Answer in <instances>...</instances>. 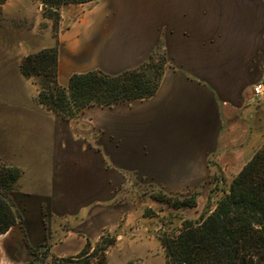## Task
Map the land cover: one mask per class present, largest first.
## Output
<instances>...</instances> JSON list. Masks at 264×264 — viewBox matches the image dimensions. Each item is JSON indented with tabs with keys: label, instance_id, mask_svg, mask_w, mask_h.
<instances>
[{
	"label": "crops",
	"instance_id": "obj_1",
	"mask_svg": "<svg viewBox=\"0 0 264 264\" xmlns=\"http://www.w3.org/2000/svg\"><path fill=\"white\" fill-rule=\"evenodd\" d=\"M40 37L21 33L0 60V163L20 170L22 215L0 235V264H27L45 244L57 258L80 255L118 226L127 182H202L213 167L236 176L264 147V97L252 93L264 78V0L65 5L56 40ZM53 47L63 87L156 54L163 75L150 98L64 118L21 72L22 59Z\"/></svg>",
	"mask_w": 264,
	"mask_h": 264
},
{
	"label": "trees",
	"instance_id": "obj_2",
	"mask_svg": "<svg viewBox=\"0 0 264 264\" xmlns=\"http://www.w3.org/2000/svg\"><path fill=\"white\" fill-rule=\"evenodd\" d=\"M6 1L0 0V6ZM38 1L44 16L58 25L63 6L96 0ZM156 55L144 66L120 75L99 71L75 74L67 87L58 83L57 48L25 57L21 72L26 78L50 75L51 80L41 84L38 102L56 115L74 119L88 107H112L152 97L163 75L161 70L150 79L146 72ZM19 177V169L0 167V235L22 218L12 193ZM163 243L166 264H264V149L233 179L229 192L213 210H206L198 220H185L179 233L166 237ZM29 251L32 259L27 264H36L50 254V247L45 244L36 249L30 247Z\"/></svg>",
	"mask_w": 264,
	"mask_h": 264
},
{
	"label": "rangeland",
	"instance_id": "obj_3",
	"mask_svg": "<svg viewBox=\"0 0 264 264\" xmlns=\"http://www.w3.org/2000/svg\"><path fill=\"white\" fill-rule=\"evenodd\" d=\"M58 29L55 20L44 16L38 0H7L0 6V60L5 49L20 39L21 33L42 36L38 40L45 41L48 37L56 40ZM29 40L32 41V37ZM164 64L165 55L157 54L153 67L151 65L146 70L150 79L164 70ZM50 77L41 75L26 79L35 83L39 96L41 84L50 81ZM3 88L0 86V93ZM2 166L5 165L0 163ZM222 168L213 167L209 180L202 182H127L125 192L119 196L125 203V215L118 226L105 231L98 242L88 246L80 255L54 258L49 254L42 256L36 264H166L167 251L163 240L177 235L185 220H198L206 210H213L229 192L238 174H228ZM184 203L194 206L183 207Z\"/></svg>",
	"mask_w": 264,
	"mask_h": 264
},
{
	"label": "built area",
	"instance_id": "obj_4",
	"mask_svg": "<svg viewBox=\"0 0 264 264\" xmlns=\"http://www.w3.org/2000/svg\"><path fill=\"white\" fill-rule=\"evenodd\" d=\"M253 96L256 98L264 97V78L254 85L252 89Z\"/></svg>",
	"mask_w": 264,
	"mask_h": 264
}]
</instances>
